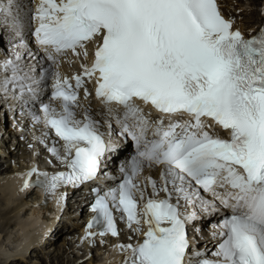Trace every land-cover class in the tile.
I'll use <instances>...</instances> for the list:
<instances>
[{
    "label": "snow or ice",
    "instance_id": "1",
    "mask_svg": "<svg viewBox=\"0 0 264 264\" xmlns=\"http://www.w3.org/2000/svg\"><path fill=\"white\" fill-rule=\"evenodd\" d=\"M24 17L38 22L32 35L52 65L68 51L79 55L83 50L86 57L87 45L95 44L85 76L96 78V96L106 105L124 109L123 130L135 141L137 155L129 169H121L124 178L116 187L103 194L94 189L96 216L88 225L102 229V236H117L113 209L126 214L129 227L134 224L144 239L120 246L131 252L122 264H185L187 225L197 214L182 216L180 201L198 200L211 213L216 204L205 201L199 190L217 186L232 190L220 197L232 214L220 225V242L211 253L216 259L205 253L200 264H264V30L245 39L221 15L216 0H39L38 6L36 0L27 6L22 0H0V25L18 32ZM43 72L45 80L52 79L51 98L62 109L42 108L45 122L64 142L63 158L55 147L52 152L68 171L33 169L28 176H36V185L51 195L95 180L114 148L87 113L83 121L76 118L82 78L75 77L73 88L58 72ZM137 100L189 119L170 121L167 128L156 121L158 138L148 141L152 121ZM129 119L139 134L130 130ZM206 120L230 132V139L210 133L213 125ZM145 166L163 168V187L150 183L153 196L164 192L166 198H149L140 212L137 192L139 201L144 194L134 181Z\"/></svg>",
    "mask_w": 264,
    "mask_h": 264
},
{
    "label": "bare ground",
    "instance_id": "2",
    "mask_svg": "<svg viewBox=\"0 0 264 264\" xmlns=\"http://www.w3.org/2000/svg\"><path fill=\"white\" fill-rule=\"evenodd\" d=\"M25 1H29V0H22V2ZM222 3H223L222 6L224 8H227L229 5H231V4L226 5V1H223ZM238 3L241 2L238 1ZM242 8L245 9L244 7ZM231 9L233 10L235 9L236 12L232 11ZM231 9H230L231 12H233L232 18H235L234 22H235L236 30L246 31L245 29L247 27L249 29H251V27H255L253 26V24H255L254 21H256L255 19H242L241 17L245 13L244 11H237V8H235V6H233ZM250 10L252 13H255L254 11L255 8H250ZM247 11H249V9ZM236 13L237 15H235ZM256 14L258 15V17H260L259 11ZM249 29L247 30L248 32L252 31ZM41 94L47 95V91L43 90ZM50 105L56 108V106H58V101H50ZM40 112L41 110L39 108L38 109L35 108L33 114L42 115V113ZM41 122L42 120L38 123V125H36L34 129H32V131L35 134L33 140L31 139L30 134L28 135L25 134L23 137L24 139H26V141L23 142L22 144H17L16 141H14L15 144L17 145L15 147L12 146V144L10 146L6 145V143L10 142L8 138L6 139L4 137L3 139L0 140V154L5 153L4 154L5 156L4 155L0 156V168H2L3 163H5L3 162L4 161L3 159L9 157L8 155H14V158L16 159V155L20 152V150L26 153L28 152L32 153V157L30 161L25 162L24 159L18 158L16 159L17 162L15 161V163H13V170L11 172L6 170L7 168H5L3 172H1L0 174V194L6 197L5 202L6 204H8V207L5 210H3V212L0 214V220L5 219V226L7 227V229L13 227L12 223H15L14 228H12V230L10 229L11 235L6 239V241H8L7 245L13 246L16 244L15 247H12V249L10 248L11 250L10 251L6 249L7 248L5 245L6 242L4 244L5 246H3L2 243L1 246L2 248L4 247L5 250L2 249L3 254H0V264H14L19 256L25 255L23 254L24 251H29L27 247L32 246V250L33 248H35V244H34L35 240L37 243L38 242L37 240L38 238H40L41 235H42L41 237H43L44 235L46 236L51 235L53 237L55 234L61 235L62 233L67 234L65 241H70L72 248L75 246L74 251L80 248L81 246H84L85 253L81 255V258L90 259L89 264H119L120 262L118 261L120 256L118 255L124 251L120 246L128 245V244H132L133 246H135L137 245L139 239L142 237L141 233H137L136 227L127 230L130 232L129 235H127V231L123 232L122 230H120L118 231L119 234L117 236H113V235L88 236L86 233L87 225L86 223H84L83 220L78 225H75V223H77L78 221H74V220L71 221L69 216H67V214H69L68 210L70 209L72 210L74 209V212H78L79 204L83 202L82 199L69 201L66 205L62 201H60L58 210L60 212L64 209V211L60 215L61 218H59V220L53 225L47 223L48 222L47 219L49 218V216L47 217L44 216L45 212L41 207L42 202L39 199H37L38 192L36 190H30L27 193H25L26 189L24 188V176L26 173H28V164L31 163L32 167H37V168L41 167L43 170H47L48 164H45L44 162H40L39 158H37V154L39 153V155H41L43 154L41 153V151L47 149L48 150L47 157L53 159V155H54L52 152L53 148L51 147V141L49 137L46 135V131H47L46 126L44 125V123ZM2 125L0 126V129H2ZM63 149L65 152L64 146ZM120 157L123 160H125L128 158V155L122 154L120 155ZM61 163H62L61 159L58 158L57 160H55L56 165H59ZM105 171L108 172L112 170L111 168H108ZM115 172L117 171L113 170V172H108V173H115ZM142 173H144L146 176L149 177V182L151 180H155L157 185L160 186L161 172L158 168L153 169V168L145 167L143 168ZM2 174H7V175L6 176L3 175L4 177L1 178ZM116 180L117 178H115V181ZM139 180H145V179H142V176H139L138 183ZM139 189L140 191H145V188L143 190V188L141 189V187H139ZM30 199H33V201ZM86 212L87 210L82 208L81 213H86ZM203 214L205 213H202L201 215ZM82 217L83 216L81 214V216L77 218L82 219ZM71 223L74 224L71 225ZM2 231L3 229L0 230V237H2L1 236ZM34 231H38L39 237H34V241H33L34 235L33 236L31 235L33 234ZM19 242L20 244L17 245ZM219 242L220 241L218 239L214 241H210L207 245H205L204 252L210 255L212 252L215 251V248ZM97 247L99 249H97ZM32 250H30L29 256H31L32 252L36 251V249H34V251ZM0 251H1V247H0ZM3 255L4 258L2 257Z\"/></svg>",
    "mask_w": 264,
    "mask_h": 264
},
{
    "label": "rangeland",
    "instance_id": "3",
    "mask_svg": "<svg viewBox=\"0 0 264 264\" xmlns=\"http://www.w3.org/2000/svg\"><path fill=\"white\" fill-rule=\"evenodd\" d=\"M240 4H242V5H240ZM263 4H264V0H247V1H243V3L242 2L237 3V5H234V6H235V8H237V11H244L245 12L243 14V16L241 17L242 19H255L256 21H254L255 24H253V26H258L261 22L260 21L261 17H258V15L256 13L258 11L260 12V9H261ZM242 7H244L245 9H243ZM250 8H255V10H254L255 13H252ZM248 9H249V11H247ZM231 10L236 12L235 9L234 10L231 9ZM231 10H229V11H231ZM237 13L235 15H237ZM236 19H238V18H236ZM44 151H46V152H44ZM47 151H48L47 149L41 151V153H43L41 155H39V153H38L37 158H39L40 162H44L45 164H50V165L55 164V160L47 157ZM4 154L5 153L0 154V156H3ZM8 156L9 157H7L6 159H3L4 160L3 162H5V163H3V167L0 168V174H1V172H3V170L5 168H7L6 170H8L9 172H11L13 170V163H15V161L17 162L16 159H18V158L24 159L25 162L30 161L31 157H32V153L31 152L26 153V152H23L22 150H20V152L16 155V159L14 158V155H8ZM7 174H9V173H7ZM7 174H2L1 178L6 176ZM5 199H6V197H4V196H2V194H0V214L3 212V210H5L8 207V204H6ZM68 211H69L68 216L71 219V221L72 220L79 221L81 219V218L75 219L73 214L76 212H74V209L73 210L70 209ZM12 225H13V227L7 229V227L5 226V219L0 220V230L3 229L2 233H1L2 237H0V242H1L0 243V247H1L0 254H3L2 252H3V250H5L4 247L2 248V246H1L2 243H3V246L6 245L7 250H10V248L12 249V247L16 246V244L13 246L7 245L8 241H6V239L11 235L10 231L12 230V228H14L15 223H12ZM129 234H130V232L127 231V235H129ZM66 235H67L66 233H62L61 235L55 234L53 237L51 235L50 236L44 235L43 237H41L42 236L41 235L40 238H38V240H37L39 243L38 242L36 243V240H35V243H34L35 248H33V250H32V246L29 245L30 244V242H29L28 245L30 247H27V249L29 251H24L23 254H25V255L19 256L14 264H89L90 259H82L81 258V255L85 253L84 246H81L80 248H78L77 250L74 251L75 246L72 248L70 241H65ZM31 236H33V241H34V237H39L38 231H34ZM45 238H47V239H45ZM5 242H6V244H5ZM19 244H20V242L17 245H19ZM23 245H25V244H23ZM21 247H22V245H21ZM34 249H36V251L32 252L31 256H29L30 250L34 251ZM97 249H99V248L97 247ZM2 257L4 258V255ZM94 259H96V258H94ZM94 259H92V260H94Z\"/></svg>",
    "mask_w": 264,
    "mask_h": 264
}]
</instances>
